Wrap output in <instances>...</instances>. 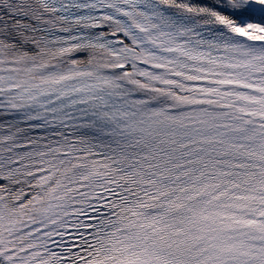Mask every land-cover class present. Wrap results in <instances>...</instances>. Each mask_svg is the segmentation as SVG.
<instances>
[{
  "label": "snow or ice",
  "instance_id": "obj_1",
  "mask_svg": "<svg viewBox=\"0 0 264 264\" xmlns=\"http://www.w3.org/2000/svg\"><path fill=\"white\" fill-rule=\"evenodd\" d=\"M0 264H264V0H0Z\"/></svg>",
  "mask_w": 264,
  "mask_h": 264
}]
</instances>
